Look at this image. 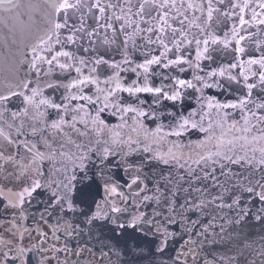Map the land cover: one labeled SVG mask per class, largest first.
Instances as JSON below:
<instances>
[{"label":"snow or ice","instance_id":"6c2138e0","mask_svg":"<svg viewBox=\"0 0 264 264\" xmlns=\"http://www.w3.org/2000/svg\"><path fill=\"white\" fill-rule=\"evenodd\" d=\"M0 26V264H264V0H0Z\"/></svg>","mask_w":264,"mask_h":264},{"label":"water","instance_id":"95a60500","mask_svg":"<svg viewBox=\"0 0 264 264\" xmlns=\"http://www.w3.org/2000/svg\"><path fill=\"white\" fill-rule=\"evenodd\" d=\"M25 4H27L29 2V0H24ZM32 3L33 4H40L42 6L43 4V0H32ZM22 11L25 10V9H21ZM198 15V13H197ZM37 19L39 20V15L37 14ZM262 28H264V26H261ZM193 31H196V29H193ZM251 31L255 32L256 30L255 29H251ZM26 32L28 33V41L29 42H34L36 37L40 35V32L39 30L36 28V27H32L30 29H27ZM5 33H7V29L5 28H2V26H0V41H3L5 40ZM217 34H222V32L220 31V29H217ZM7 39L10 41L12 39V37L9 35L7 36ZM254 39H257V40H264V31H261L258 35H256L254 37ZM250 43V42H248ZM0 52H6V47L2 44H0ZM214 55H217V54H214ZM230 59V57H229ZM215 67V65H213Z\"/></svg>","mask_w":264,"mask_h":264}]
</instances>
